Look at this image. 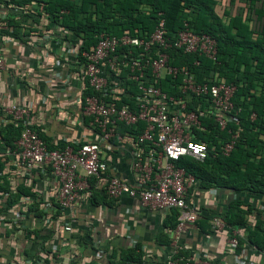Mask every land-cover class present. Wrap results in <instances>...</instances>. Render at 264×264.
Here are the masks:
<instances>
[{
    "label": "built area",
    "instance_id": "2783aa9c",
    "mask_svg": "<svg viewBox=\"0 0 264 264\" xmlns=\"http://www.w3.org/2000/svg\"><path fill=\"white\" fill-rule=\"evenodd\" d=\"M58 34L64 35L63 29ZM56 44H63L66 54L75 60L81 81L80 113L88 118V127L97 139L80 138L75 143L50 148L34 124L28 103L1 104L0 162L7 161L28 171L49 168L59 184L55 203L63 212L69 210L72 214L79 196L95 186L109 198L138 196L153 209H176L178 222L169 230L170 248L163 264H229L224 259L210 258L206 252L190 250L181 240L183 231L189 224H195L199 212L188 202L189 188L197 183V178L177 162L185 157L202 162L211 151L228 155L235 148L241 129L233 102L236 84L228 83L213 69L201 78L198 76L203 58L218 62L217 39L194 32L188 21L174 36L169 35L161 17L154 29L145 34L125 30L116 35L103 31L96 44L81 53L77 44H64L60 39ZM180 55L194 58L186 63H173ZM6 68L2 43L0 71ZM55 74L65 83L70 82V72L56 70ZM166 84L171 91L164 88ZM251 117L255 118V113ZM208 119L220 130L229 122L238 128L230 130L229 139L219 138V146H210L200 139L208 131ZM121 124L134 130L121 132L118 129ZM9 125L15 126L19 133L10 142L3 133ZM104 142L130 148L136 175L134 184L109 172L102 151ZM39 205L43 207L42 203ZM71 220L70 216L66 218L65 231L74 230ZM212 226L226 231L227 250L236 254L242 229L217 217L212 219ZM8 238L13 241L15 233ZM70 241L67 238L62 245H71ZM130 244L136 247V239H130ZM60 247L44 244L24 264H62ZM103 253L98 249L100 256ZM76 256L77 249L71 248L68 260H75Z\"/></svg>",
    "mask_w": 264,
    "mask_h": 264
},
{
    "label": "crops",
    "instance_id": "0c3cea01",
    "mask_svg": "<svg viewBox=\"0 0 264 264\" xmlns=\"http://www.w3.org/2000/svg\"><path fill=\"white\" fill-rule=\"evenodd\" d=\"M29 6L35 10L41 7L36 1ZM2 14H5L4 7L0 3V19ZM47 24L48 16L44 14L41 23L35 24L36 28L29 32L31 41H25V35L24 40L9 35L2 37L7 68L0 71V105L28 103L41 137L54 146L72 144L80 138L94 141L97 136L80 113L81 81L75 60L66 54L63 44L52 41L59 31L65 29L47 27ZM32 26L33 18L29 16L20 32ZM237 30L231 27L230 33L239 37ZM45 34L49 38H45ZM56 70L70 72V82L65 83L57 77ZM102 151L109 172L134 184L136 175L130 148L104 142ZM58 185L47 167L28 171L7 161L0 162L2 264H24L25 259L36 256L44 244L61 246L62 264H88L93 257H103L105 264H120L121 252L132 247V238L137 243L133 248L142 253V260L133 264L164 263L170 248L169 230L172 227L167 223V216L171 209H153L138 196L109 198L95 186L79 196L72 214L69 210L57 212L55 194ZM236 199H243L253 209L247 214L248 223L236 226L242 229V241L234 254L227 250L226 231L213 229L212 219H222L228 204ZM188 202L199 212L195 224H189L181 236L188 249L206 252L210 258L224 259L229 264H264V249L253 248L246 241L249 230L256 229L257 219L264 220L262 193L218 186L203 188L197 182L189 188ZM68 216L74 228L71 232L63 229ZM87 231L89 235L86 237ZM10 233H15L13 241L8 238ZM67 238L71 245H62ZM71 248L81 253V259L68 260ZM98 249L104 251L103 255L98 254Z\"/></svg>",
    "mask_w": 264,
    "mask_h": 264
},
{
    "label": "trees",
    "instance_id": "16d2710c",
    "mask_svg": "<svg viewBox=\"0 0 264 264\" xmlns=\"http://www.w3.org/2000/svg\"><path fill=\"white\" fill-rule=\"evenodd\" d=\"M33 1L41 7L31 9L29 5ZM0 3L5 13L0 19V44L5 35L23 40L25 35V41H31L29 32L41 23L44 14L48 16L47 27L65 29L64 35L57 34L52 41L56 43L60 39L64 44H77L80 53L95 45L103 31L116 35L125 30L132 34H145L154 29L161 17L165 19L169 35L174 36L188 21L194 32L215 37L218 62L203 58L198 76L201 78L213 69L219 71L228 83L236 84L233 102L241 127L237 144L228 155L211 151L202 162L185 157L177 165L193 173L203 188L218 186L264 196V0H0ZM29 16L33 18L34 26L21 33L20 27ZM231 27L238 29L239 37L230 33ZM192 58L194 55H180L172 62L186 63ZM164 88L171 91L167 84ZM253 113L255 118L251 117ZM85 122L88 125V118ZM207 126L208 131L200 139L208 141L210 146H219V138L229 139L230 130L238 128L234 122H229L220 130L209 119ZM118 129L121 132L134 130L122 124ZM3 130L4 138L9 142L18 137V129L13 125ZM48 146L57 147L49 143ZM252 209L243 199H236L228 204L222 219L232 227L246 225L247 214ZM57 212H60L59 208ZM167 218V223L174 228L178 222V211L171 209ZM255 225L256 229L249 230L246 241L248 245L263 250L264 220L258 218ZM88 235L89 231L86 237ZM78 259H81V253L77 251L75 260ZM103 260V257H93L88 264H105ZM141 260L142 253L136 248L126 247L121 252L119 263L133 264Z\"/></svg>",
    "mask_w": 264,
    "mask_h": 264
}]
</instances>
